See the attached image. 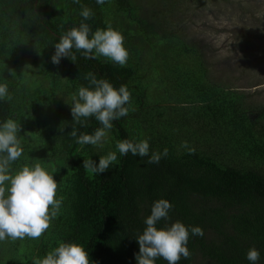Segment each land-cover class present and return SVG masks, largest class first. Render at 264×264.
<instances>
[{
    "label": "rangeland",
    "instance_id": "obj_1",
    "mask_svg": "<svg viewBox=\"0 0 264 264\" xmlns=\"http://www.w3.org/2000/svg\"><path fill=\"white\" fill-rule=\"evenodd\" d=\"M117 1L100 5L96 0H51L49 7L54 13L50 18L60 23L68 16L81 19L79 12L88 7L96 29L111 25L123 35L129 53L123 67L134 72L128 115L121 122L129 135L175 157L195 152L223 167L264 174V117L256 115L264 108V0H126L127 10L119 9ZM14 2L0 0V80L15 99L22 95L25 111L28 104L38 111L13 118L24 129L23 154L11 170L41 163L58 182L66 166L59 129L73 120L68 104L78 89V78L63 61L51 62L54 39L50 37H43V45L25 41L21 56L25 38L20 25L27 18ZM8 69L14 72L9 75ZM219 103V109L228 110L212 120ZM231 105L243 114L240 127L233 123ZM116 135L113 125L107 142L102 147L90 145L91 153L98 159L109 152L118 156ZM232 135H247L237 140L239 146L241 141L250 146L234 145ZM55 136L58 139L53 140ZM65 209L61 206L39 239L0 241V264L33 263L40 247L51 248L60 235ZM193 264L205 262L197 257Z\"/></svg>",
    "mask_w": 264,
    "mask_h": 264
},
{
    "label": "trees",
    "instance_id": "obj_2",
    "mask_svg": "<svg viewBox=\"0 0 264 264\" xmlns=\"http://www.w3.org/2000/svg\"><path fill=\"white\" fill-rule=\"evenodd\" d=\"M50 1L15 0L17 10L27 18L20 25L22 38H25L21 45L22 57L26 42L30 45L34 42L43 45L45 36L54 39L56 43L69 28L79 26L82 18L76 20L75 16H68L61 23L56 18H50L54 14L49 7ZM117 2L121 10L130 8L126 0ZM85 22L95 32L97 25L89 20ZM75 55L77 58L74 62L68 58H62L61 61L78 78V88L81 85L87 86L89 82L85 76L89 72L94 73L97 79L108 80L116 88L120 85L130 88L129 82L134 78L132 69L114 63H101L98 59H85L80 52H75ZM10 95V100L0 101V121L8 118L23 119L38 111L30 104L25 111L21 106L22 95L16 99L13 94ZM216 100L221 103L223 101L221 98ZM221 103L214 107L212 120L224 116L228 110L219 109ZM228 108H231L233 123L240 127L243 114L235 105ZM256 112L258 117H264V108ZM124 118L113 122L117 131L116 139L136 142L121 123ZM72 124L73 120L67 121L64 131L60 132L61 153L66 166L57 182L56 198L62 199L66 217L62 220L57 240L51 243V248L40 247L37 258L44 257L58 246L59 241H64L81 244L96 264H136L134 254L139 252V245L135 238L145 227L143 220L150 214L154 201L165 199L172 204L170 219L161 220L158 227L181 221L186 226H199L204 232L203 237L189 235L187 246L190 256L187 259L182 257L179 264H193L197 257L205 264H249L245 257L250 247L259 250L258 264H264V174L223 167L195 152L180 157L168 152L163 155L164 152L156 151L152 143L149 155L160 154L158 164H149V157L133 156L131 152L125 156L118 153L117 160L106 172L90 174L82 167L85 159L83 153L87 152L97 164L99 159L91 153L90 145L77 144L71 137ZM75 127L78 134H91L101 125L94 117H90L86 126ZM245 136L232 135L230 141L239 146L237 138ZM56 139L55 136L53 140ZM241 143L239 147L250 146L248 141ZM78 149L80 151L77 153ZM156 264L167 262L158 258Z\"/></svg>",
    "mask_w": 264,
    "mask_h": 264
},
{
    "label": "clouds",
    "instance_id": "obj_3",
    "mask_svg": "<svg viewBox=\"0 0 264 264\" xmlns=\"http://www.w3.org/2000/svg\"><path fill=\"white\" fill-rule=\"evenodd\" d=\"M79 3V0H74ZM107 0H96L103 5ZM81 22L79 26L69 28L52 44L54 54L51 62L58 65L62 58L74 62L75 52H80L85 59L95 60L104 57L114 64L123 67L128 60L129 53L124 46V37L111 25L97 28L92 32L85 21L92 18L93 12L88 7H82L79 12ZM75 50V52L73 51ZM38 53V52H37ZM39 54V53H38ZM7 67V66H6ZM9 75L14 71L8 69ZM85 79L87 86L81 85L71 96L70 106L73 124L70 135L77 144L102 147L107 142L108 132L113 128V122L128 115V105L131 92L126 85L114 87L108 80L89 72ZM8 84L0 82V101L10 100ZM90 117H94L101 127L91 134L79 133L75 125L86 126ZM60 126V131H64ZM21 122L8 118L0 121V241L5 238L11 240L39 239L50 227L62 206V199L56 198L58 183L54 180V172L41 163L23 165L14 172L11 165L23 154L21 143ZM117 151L121 156L129 152L133 156L149 157L147 163H159L161 155H149L150 145L147 140L133 142L128 139L118 141ZM163 155H167L164 150ZM117 160L115 152L99 157L98 164L91 157L83 158V168L90 174L106 172ZM172 204L159 199L153 202L150 214L143 220V231L135 238L139 245V252L134 254L136 264H156L162 258L167 264H179L183 257L190 256L188 249L189 235L203 237L204 232L199 226H186L181 221H175L164 227H158L161 220L170 219L169 212ZM249 264H258L260 252L250 247L246 252ZM33 264H96L89 256V251L76 242L59 241L58 246L48 251L42 258H33Z\"/></svg>",
    "mask_w": 264,
    "mask_h": 264
}]
</instances>
